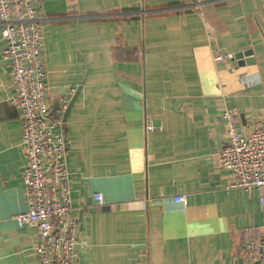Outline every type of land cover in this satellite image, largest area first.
I'll return each mask as SVG.
<instances>
[{"label": "crops", "instance_id": "obj_1", "mask_svg": "<svg viewBox=\"0 0 264 264\" xmlns=\"http://www.w3.org/2000/svg\"><path fill=\"white\" fill-rule=\"evenodd\" d=\"M35 3L47 104L67 140L76 264L244 263L246 243L264 238L260 192L229 187L218 153L224 112L244 134L264 129V0ZM4 46L0 24V264H40L35 227L14 220L27 210L25 156Z\"/></svg>", "mask_w": 264, "mask_h": 264}, {"label": "built area", "instance_id": "obj_2", "mask_svg": "<svg viewBox=\"0 0 264 264\" xmlns=\"http://www.w3.org/2000/svg\"><path fill=\"white\" fill-rule=\"evenodd\" d=\"M1 59L9 65L14 91L9 102L20 115L21 146L25 163L22 181L27 210L15 214L18 226L35 227L34 250L40 264H76L81 245L77 218L71 213L66 137L54 129L46 99V71L40 60L43 24L35 0H0ZM215 61L232 60L231 54L213 52ZM226 141L218 165L229 171V187L260 192L264 212V129L239 131L233 112L226 111ZM149 128V127H148ZM94 198L102 204V194ZM186 204L183 194L172 197ZM243 264H264V238L245 245Z\"/></svg>", "mask_w": 264, "mask_h": 264}, {"label": "water", "instance_id": "obj_3", "mask_svg": "<svg viewBox=\"0 0 264 264\" xmlns=\"http://www.w3.org/2000/svg\"><path fill=\"white\" fill-rule=\"evenodd\" d=\"M251 53L249 52H239L236 55H234L235 62L237 64H242L243 62H252V58H246L244 59V56H249ZM238 264H243L242 259L238 261Z\"/></svg>", "mask_w": 264, "mask_h": 264}]
</instances>
